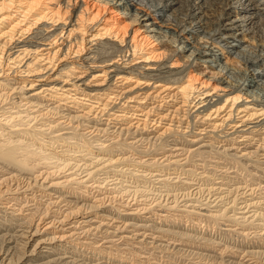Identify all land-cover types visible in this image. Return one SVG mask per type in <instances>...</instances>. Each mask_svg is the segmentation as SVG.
I'll use <instances>...</instances> for the list:
<instances>
[{"label": "bare ground", "instance_id": "obj_1", "mask_svg": "<svg viewBox=\"0 0 264 264\" xmlns=\"http://www.w3.org/2000/svg\"><path fill=\"white\" fill-rule=\"evenodd\" d=\"M121 7L125 19L109 15ZM84 195L95 204L72 200ZM115 200L139 221L158 206L157 223L168 210L202 232L228 223L246 240L221 253L264 264V0H0V264H177L182 250L186 264H221L182 249L198 236L104 223L97 208Z\"/></svg>", "mask_w": 264, "mask_h": 264}, {"label": "rangeland", "instance_id": "obj_2", "mask_svg": "<svg viewBox=\"0 0 264 264\" xmlns=\"http://www.w3.org/2000/svg\"><path fill=\"white\" fill-rule=\"evenodd\" d=\"M242 1H244V0H242ZM112 7V6H111ZM137 7V6H136ZM113 10H115V11H113V12H109V15H110V13H114V15H116V16H118V18H120L121 20L120 21H122L123 19H125V17L124 16H121L120 15V13H118V12H125V13H129V12H131V10L130 9H126V8H114ZM114 17V16H113ZM126 20L128 21V19L126 18ZM128 24H130V22H127ZM250 35V34H249ZM247 36V35H246ZM240 37H242V36H240ZM187 38L190 40V41H192L193 39L192 38H190V36H187ZM243 38V37H242ZM244 39H247V40H245V42H244V44L246 43V42H251V38H250V36H247V37H244ZM252 40H256V39H252ZM262 41V39H260L259 40V42H261ZM200 64H204V63H202V62H200ZM237 77H240V76H238L237 75ZM239 79H241V78H239ZM35 146H38L37 144H35ZM48 152H50V151H52V150H47ZM134 155H136V156H138L139 154H136V153H134ZM134 155H132V156H134ZM66 168H63L62 170H65ZM60 171H61V169H60ZM62 175V174H61ZM184 175H182V177H183ZM126 177H128L127 179H128V181H125V182H128L130 185H132V186H128V187H130V190L131 189H133V186L134 185H136V189H149V190H152V186L150 185V187L149 186H147V187H145L146 185H147V183L146 182H144V181H146V179L145 178H137L136 176H132L131 175V177L130 176H127L126 175ZM136 177V178H135ZM135 181V182H134ZM135 183H137V184H135ZM192 188V187H191ZM153 192H154V190H153ZM87 194V193H86ZM82 195V194H81ZM149 197L152 195V193H150V194H147ZM88 196L89 195H84V196H81V197H72V200L74 199V200H78V201H80V203H83V204H95V202H93V201H91L90 200V198L88 199ZM97 196H99V195H97ZM91 197V196H90ZM127 196L125 195V197L124 198H126ZM138 197V196H137ZM38 198H42V199H44V197H38ZM46 198V197H45ZM128 198V200H130V203H131V201H133L132 199H129L130 197H127ZM138 198H144V196H141V197H138ZM186 200V199H185ZM91 202H93V203H91ZM118 202V200H115V202H113V203H111V208H110V206H107V210L104 208V209H99V208H97V211L96 212H100V214H102V215H106V216H108L109 217V219H104V223L105 222H107L108 220H110L109 221V224H111V223H113L114 225H117V224H122V222L124 221V222H127V223H138V224H149V225H151V226H153V227H159V228H161V229H168V230H173V231H176V232H180V233H186V234H190V235H192V236H198L199 238H197V239H195V238H193L192 239V237H188V236H185L186 238H184L183 237V239H181V240H184V241H187V242H189L190 243V245H181L182 246V249H185V248H187V250H193L194 249V251H198V252H202L203 251V253L205 252V253H208V254H210V255H215L217 258V261H219V262H221V264H223V262L220 260L221 259V257L223 256L224 257V259H229V260H232V262H237V263H239V264H246L247 262H245V259L246 258H242L241 256H238V252L237 253H234V255L235 256H233V257H230V256H228V255H226V253H230V251H228V252H223V254L221 253L223 250H221V248H223V246H225V245H229L230 247L232 246V244H231V242H228V240H232L233 239V241H237V240H241V241H243V240H246V237L244 238V236H242V235H238V234H236V232H234V231H229V230H226V229H233L234 227H231L230 225H226V224H228V223H223L222 221H220V222H222V223H219L220 225V227H221V229L219 230L218 228H216L214 225H212V227H211V225H210V227H209V229H208V227H207V232H202V229L201 228H205V226L203 225V224H205V223H203L201 220H195V222H197L198 224H195V222H194V224L192 223L194 220H193V218H191V220L190 221H188L189 219L188 218H186V217H184V220L181 218L180 219V221L178 220V219H175L174 218V216L176 215V214H182V211L180 210V211H177V210H168L169 212H168V214L170 215V216H172L171 217V219L172 220H170L169 222H167V223H157L156 221H159V218H158V216L156 215V214H161V215H165V213H167V212H165V211H161L160 209H159V207L158 206H156L157 208L153 211V212H155L156 214H154V213H149V212H143V213H141V216H150V218H151V221L150 220H148V218H147V221H139V218H138V214H123V213H127L128 211L127 210H129V209H127L128 208V206H121L122 204H120V203H117ZM149 201H147V203H148ZM184 202V201H183ZM182 202V203H183ZM188 202H191V201H189L188 200ZM199 202H196V204H198ZM29 204V203H28ZM30 204H32V202H30ZM107 204V201L105 202V205ZM35 206V205H34ZM40 207H41V204H40ZM139 207H142V205H139ZM83 207H81V209H82ZM130 208H135V205H131V207ZM179 208L180 209H185L182 205L181 206H179ZM189 208V207H188ZM91 209H93V207L91 208ZM109 209V210H108ZM113 209H115V211L113 210ZM83 210V209H82ZM86 210V209H85ZM85 210H83V211H85ZM96 210V209H95ZM119 210H122L123 212H119L120 214H118V211ZM130 210H132V209H130ZM192 210H194L193 208H192ZM88 211V210H87ZM117 211V212H116ZM29 211H27V212H24V213H28ZM75 212H78L77 213V216H74L73 218H72V220H77V219H79V218H81V219H85V218H91L92 216H95L93 219L94 220H100L102 217H100V216H97L96 214L94 215L93 213H92V211L90 210L89 212H80V210H77V211H74V213ZM252 212V211H251ZM172 213H174V214H172ZM228 214H233V212L232 211H229L228 212ZM240 214V213H239ZM248 214H251V213H248ZM44 214H42V218H41V220L39 221V225L41 226L40 228H42V226H43V224H45L47 221H49V217L48 218H43L44 216H43ZM128 216V217H127ZM131 216V217H130ZM239 216H241V214L239 215ZM38 216H35V218H37ZM111 217H113V219L115 220H111ZM133 217V218H132ZM7 219H10L9 218V216H7L6 217ZM6 218H1L0 217V220H2V221H0V227L2 226V228H4L5 227V225L4 224H6V223H8L9 221L7 220V221H5L6 220ZM155 218V219H154ZM45 220L44 221V223H42L41 221L42 220ZM174 220V221H173ZM178 222H177V221ZM187 220V221H186ZM220 220V219H219ZM3 221H4V224L2 225V223H3ZM15 220H13V222H14ZM114 221V222H113ZM131 221V222H130ZM155 221V222H154ZM192 221V222H191ZM258 221H261V222H263L264 223V220H261V219H259V220H256L255 221V223H257ZM14 223H16V221L14 222ZM13 223V224H14ZM175 224V225H174ZM176 224H177V226H176ZM184 224V225H183ZM56 225H58V223L56 224ZM199 225V226H198ZM201 225V226H200ZM202 225H203V227H202ZM61 226V225H60ZM60 226H59V228H60ZM67 226V225H66ZM66 226H63V228H66ZM230 226V227H229ZM219 227V228H220ZM237 227V226H236ZM130 228H132V227H130ZM215 228V229H214ZM30 230H31V228H29ZM1 231H0V234L1 233H3V232H5V230H3V229H0ZM41 230H43V229H41ZM219 230V231H218ZM225 230V231H224ZM238 230V229H237ZM249 230V232H252V231H254L253 230V228L252 229H245V231L244 232H247ZM48 231H52V228H49V230ZM55 231H60V230H57V229H55ZM142 231H143V229H142ZM142 231H140V232H142ZM226 231H229V233H226ZM238 231H240V230H238ZM153 231L152 230H147L145 233H147L148 235H150L151 233H152ZM214 232V234H212ZM217 233V234H216ZM231 233H232V235H231ZM26 234V233H25ZM226 234H228V235H226ZM39 235H41V234H39ZM154 235H158V236H160V233H155ZM252 235H254V232L253 233H251V234H249V236H248V238H253V240H255L254 239V237L252 236ZM48 236H52V234H48ZM174 236V235H173ZM167 237H170V235H168L167 233L164 235V237H163V239H166ZM229 237V238H228ZM19 239H21V240H25L24 238H19ZM139 239H141V237H139ZM147 239H148V241H150V237L149 236H147ZM206 239V240H205ZM258 239V238H257ZM205 240V241H204ZM209 240V241H208ZM212 240V241H211ZM158 242L157 243H161V244H163V243H165V241L164 240H157ZM207 241V242H206ZM211 241V242H210ZM215 241V242H214ZM216 241H217V243H220L219 245L218 244H214L213 245V243H216ZM219 241V242H218ZM0 242H2L1 241V238H0ZM131 242V241H130ZM19 243H20V241H19ZM35 243V239H31L30 241H29V243H27L26 244V246H25V250H24V248H22V247H20V245L18 246L19 248L18 249H13V251L15 250V253H14V255H13V259H16L18 256L19 257H21L20 259H19V261L21 260V261H25L26 260V256L27 255H29V253H30V251H31V249H32V247H33V244ZM200 243V244H199ZM12 244H14V243H10V245H12ZM68 244V243H67ZM198 244V246L197 247H195V245H197ZM48 245V246H47ZM70 245V244H69ZM153 245H155V244H153ZM0 246H3V244H1L0 243ZM46 246L49 248L50 246H52V245H50V243H48V244H46ZM71 246H73V248L75 249L74 251L75 252H79V253H81V252H83V250L81 249V247H77V245H75V244H72ZM76 248H75V247ZM135 246H138V244H136ZM47 247L46 248H42L43 250V252H45V250L47 249ZM198 247H203V248H198ZM60 248V247H59ZM62 248V247H61ZM60 248V249H61ZM176 248H178V247H176ZM179 248H181V247H179ZM216 248V249H215ZM234 249L235 248H241V247H237V245L236 246H234L233 247ZM253 248V250H255V249H260L259 247H252ZM135 249V248H134ZM152 249V250H151ZM156 249L157 248H150V250H149V252H152V255H156ZM220 249V250H219ZM261 249H264V248H261ZM70 250V249H69ZM71 250H72V248H71ZM169 250H171V248H169ZM12 251V252H13ZM24 251H26L25 253H24ZM224 251H226V250H224ZM183 252H184V250H182V251H176L175 252V254H172V256H171V259H173V262H177V264H181V262L183 263L184 262V264H186V261L189 259V255H190V253H188V255H184L186 252H184V254H183ZM78 253V254H79ZM170 253H172V252H170ZM220 253H221V255H220ZM66 254H68V255H70V254H72V253H66ZM74 255V258H77V259H80V255ZM162 254V253H161ZM163 254H165V253H163ZM143 255V254H142ZM152 255H150V256H152ZM219 255L221 256V257H219ZM239 257H237V256ZM97 255H95V257H96ZM174 256V257H173ZM185 256V257H184ZM52 257H54V256H51V258ZM136 257V256H135ZM138 257V256H137ZM166 258H168V257H166ZM187 258V259H186ZM177 259V260H176ZM215 259V260H216ZM243 259V260H242ZM258 259H260V258H258ZM67 260H70V258H67ZM102 261H103V259H101ZM263 261H264V258L262 259ZM97 261V260H96ZM153 261V260H152ZM155 261V260H154ZM153 261V262H154ZM28 262H30V261H28ZM38 262V261H37ZM99 262V261H98ZM153 262H151V260H150V262H149V264H153ZM211 261H209L208 263H210ZM115 263H117V262H114L113 264H115ZM264 263V262H263ZM109 264V263H108ZM118 264V263H117ZM120 264H122V263H120ZM216 264V263H215ZM217 264H218V262H217Z\"/></svg>", "mask_w": 264, "mask_h": 264}]
</instances>
